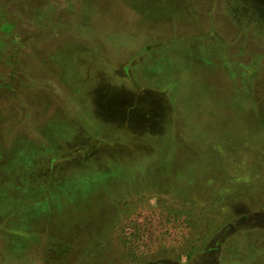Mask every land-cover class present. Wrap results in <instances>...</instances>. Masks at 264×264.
Here are the masks:
<instances>
[{
	"label": "rangeland",
	"instance_id": "obj_1",
	"mask_svg": "<svg viewBox=\"0 0 264 264\" xmlns=\"http://www.w3.org/2000/svg\"><path fill=\"white\" fill-rule=\"evenodd\" d=\"M239 1L0 0V264H264V0Z\"/></svg>",
	"mask_w": 264,
	"mask_h": 264
},
{
	"label": "trees",
	"instance_id": "obj_2",
	"mask_svg": "<svg viewBox=\"0 0 264 264\" xmlns=\"http://www.w3.org/2000/svg\"><path fill=\"white\" fill-rule=\"evenodd\" d=\"M240 3V1L239 0H233V2H232V6H231V8L232 9H234L235 8V6H237L238 7V9H240V10H243L242 9V6H241V4H239ZM245 12V11H244ZM221 198L222 199H225L226 197H224L223 198V196H221ZM221 202V201H220ZM222 204L220 205V207L221 208H226V209H228V208H230V211H231V213H233V215H235V212L233 211V209H232V204L230 205V201H229V197H228V199H226V200H222ZM218 213V212H217ZM218 215V214H217ZM225 232V231H224ZM226 234H222V236H219V238L218 239H216V242H219L218 240L220 239V242L223 240V239H225L226 237H228V236H225ZM228 239V238H227ZM226 239V240H227ZM231 248H235V246H233V247H230V249ZM237 248V247H236Z\"/></svg>",
	"mask_w": 264,
	"mask_h": 264
}]
</instances>
